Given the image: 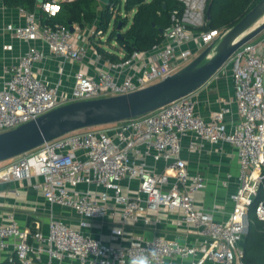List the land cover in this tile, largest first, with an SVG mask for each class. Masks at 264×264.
Segmentation results:
<instances>
[{
    "label": "built area",
    "instance_id": "built-area-1",
    "mask_svg": "<svg viewBox=\"0 0 264 264\" xmlns=\"http://www.w3.org/2000/svg\"><path fill=\"white\" fill-rule=\"evenodd\" d=\"M63 1L71 0H43L33 12L18 8L25 15L24 22L5 25L28 48L9 67V74L0 78V132L72 101L129 93L156 83L228 31L202 30L209 0H178L183 7L173 10L162 43L134 51L121 61L108 60L95 75L78 68L72 87L62 89L39 77L35 64L49 55L80 62L87 53V45L79 43L84 31L90 37L104 36L97 22L87 29L75 24L73 30L59 22H42V13L55 16ZM36 39L44 47L32 43ZM12 48L9 43L3 45L4 50ZM228 70L235 110L224 102L206 118L198 113L191 93L140 116L68 132L0 167L2 181L31 180L37 175L33 187L51 204L72 209L83 219V226L90 225L88 219L105 220L116 214L123 221L150 224L151 217L141 215L142 211L180 209L178 225L187 222L202 228L203 236L197 242L137 235L128 245H118L52 215L46 231L22 227L15 220L0 223V248L14 239L9 261L129 264L131 257L155 250L152 264H168L174 257L193 258V264H248L243 243L252 205L257 218L264 221V37L244 44L213 77ZM186 138L189 151L201 152L207 143H228L236 151L238 174L228 173L222 180L223 186L232 178L237 183L231 195L233 208L225 220H217L211 210L200 208L195 201V193L207 187L208 179L200 172H190L182 154ZM112 235L122 237L123 229L114 228Z\"/></svg>",
    "mask_w": 264,
    "mask_h": 264
},
{
    "label": "crops",
    "instance_id": "crops-1",
    "mask_svg": "<svg viewBox=\"0 0 264 264\" xmlns=\"http://www.w3.org/2000/svg\"><path fill=\"white\" fill-rule=\"evenodd\" d=\"M24 19V13H21L18 8L7 7L4 0L0 1V78L9 74V67L16 63L19 56L28 48V43L13 37L6 30L5 25L7 22L22 23ZM107 38V34L103 37H90L84 31L79 43L87 45V53L82 61L65 60L61 56L49 55L35 64L34 71L49 83L60 84L62 89H70L76 69L81 68L87 73L95 75L107 66L109 59L102 56L96 47L98 41L102 40L100 43L111 49L110 44L106 42ZM5 43L12 44V50H4L3 45ZM32 43L44 47L38 39ZM112 44L115 45L116 42L114 41ZM193 97L197 102L198 113L206 118H209L212 112L224 102L232 104L235 110L234 85L229 70L219 74V77H212L201 88L193 92ZM234 117L237 115L229 116V119ZM188 143L189 139H184L182 154L188 160L190 172H200L208 179L207 187L195 193V201L200 208L211 210L217 220H225L233 208L231 195L236 191L237 183L235 178H232L228 186H223L222 180L227 177L228 173H233L234 176L238 174L239 166L236 151L228 143L222 146L207 143L201 152H193L188 150ZM12 160L0 162V167L9 164ZM38 179V176L34 175L31 180H0V223H9L15 220L22 227L31 230L39 227L46 231L53 215L64 219L72 227L82 228L85 232L106 242L124 246L128 245L131 238L137 235L145 237L159 235L169 239H178L188 244L197 242L203 236L201 227H196L187 222H183L182 225L177 224V221L182 220L180 209L142 211L141 215L151 217L150 224H145L142 220L138 222L131 219L123 221L116 214L105 220L88 219V221L86 219L90 225L83 226V219L77 216L72 209L51 204L45 199L42 191L33 187L32 183ZM110 206L114 207L113 204ZM114 228L123 229L122 237L116 238L112 235ZM13 242L14 239H10L8 247L0 248V264H20L9 261L10 255L14 254ZM168 264H193V258L174 257L169 259Z\"/></svg>",
    "mask_w": 264,
    "mask_h": 264
},
{
    "label": "water",
    "instance_id": "water-1",
    "mask_svg": "<svg viewBox=\"0 0 264 264\" xmlns=\"http://www.w3.org/2000/svg\"><path fill=\"white\" fill-rule=\"evenodd\" d=\"M100 1L104 4L111 2ZM210 11L209 3L208 18ZM71 29L73 30L72 25ZM118 29H121V25ZM263 31L264 0H260L219 40L208 45L195 59L165 79L129 93L72 101L36 119L0 132V162L19 156L68 132L140 116L191 94L226 65L239 48L254 40Z\"/></svg>",
    "mask_w": 264,
    "mask_h": 264
},
{
    "label": "trees",
    "instance_id": "trees-1",
    "mask_svg": "<svg viewBox=\"0 0 264 264\" xmlns=\"http://www.w3.org/2000/svg\"><path fill=\"white\" fill-rule=\"evenodd\" d=\"M260 0H209L210 18L202 30H229L237 24ZM10 8H23L33 12L39 8L38 0H4ZM114 6V7H111ZM178 0H112L104 4L100 0L63 1L55 16L48 17L42 13V22L62 23L68 26L79 24L87 27L98 22L99 28L107 34L110 25L114 27L106 42L111 49L100 42L96 47L99 53L112 61H121L134 51H145L164 41L161 29H167L172 23L174 9H182ZM134 12L130 22V12ZM125 12V13H124ZM124 13V14H123ZM121 25V29L118 26ZM116 42L113 45V42ZM259 197L255 203H258ZM251 210V209H250ZM250 226L243 247L245 261L248 264H264V221L256 214H249Z\"/></svg>",
    "mask_w": 264,
    "mask_h": 264
},
{
    "label": "clouds",
    "instance_id": "clouds-1",
    "mask_svg": "<svg viewBox=\"0 0 264 264\" xmlns=\"http://www.w3.org/2000/svg\"><path fill=\"white\" fill-rule=\"evenodd\" d=\"M156 255L157 253L155 250H148L146 253L131 257L129 264H152Z\"/></svg>",
    "mask_w": 264,
    "mask_h": 264
},
{
    "label": "rangeland",
    "instance_id": "rangeland-1",
    "mask_svg": "<svg viewBox=\"0 0 264 264\" xmlns=\"http://www.w3.org/2000/svg\"><path fill=\"white\" fill-rule=\"evenodd\" d=\"M125 13V12H124ZM123 13V14H124ZM133 14H134V12L132 11V12H130L128 15L130 16V22L132 21V18H133ZM113 27H114V22H112L111 23V25H110V28H109V30H108V32H107V37L109 36V34L111 33V31L113 30ZM98 37V36H97ZM262 37H264V31L262 32V33H260L254 40L255 41H258L259 39H261ZM108 45V44H107ZM106 48H108L107 46H105ZM100 126H103V125H100ZM254 208H255V204L254 205H252L251 206V217H254L255 216V210H254Z\"/></svg>",
    "mask_w": 264,
    "mask_h": 264
}]
</instances>
